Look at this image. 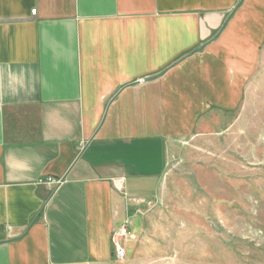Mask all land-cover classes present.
I'll return each mask as SVG.
<instances>
[{
	"label": "crops",
	"instance_id": "crops-1",
	"mask_svg": "<svg viewBox=\"0 0 264 264\" xmlns=\"http://www.w3.org/2000/svg\"><path fill=\"white\" fill-rule=\"evenodd\" d=\"M262 66L264 0H0V264H121L113 234Z\"/></svg>",
	"mask_w": 264,
	"mask_h": 264
},
{
	"label": "rangeland",
	"instance_id": "rangeland-1",
	"mask_svg": "<svg viewBox=\"0 0 264 264\" xmlns=\"http://www.w3.org/2000/svg\"><path fill=\"white\" fill-rule=\"evenodd\" d=\"M241 105L178 144L121 264H264V66Z\"/></svg>",
	"mask_w": 264,
	"mask_h": 264
},
{
	"label": "built area",
	"instance_id": "built-area-1",
	"mask_svg": "<svg viewBox=\"0 0 264 264\" xmlns=\"http://www.w3.org/2000/svg\"><path fill=\"white\" fill-rule=\"evenodd\" d=\"M35 12H36L35 9L31 10V14H35ZM48 183L58 186L62 182L53 179H48ZM125 226L126 225H123L121 229L118 232H115L112 236L113 252L117 260H123L126 256V250L123 246V241L125 240L126 237Z\"/></svg>",
	"mask_w": 264,
	"mask_h": 264
}]
</instances>
